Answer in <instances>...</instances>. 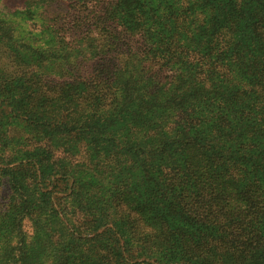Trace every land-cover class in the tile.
<instances>
[{"label": "trees", "instance_id": "16d2710c", "mask_svg": "<svg viewBox=\"0 0 264 264\" xmlns=\"http://www.w3.org/2000/svg\"><path fill=\"white\" fill-rule=\"evenodd\" d=\"M155 1L167 6L157 18L158 29H150L148 10H131L128 26L114 0H36L57 42L68 53L87 47L90 59L77 58L75 79L68 72L56 80L45 77L40 85L49 92L31 94L19 107L32 127L47 129L59 121L67 139L96 148L106 142L111 153L141 163L158 194L149 199L122 194L119 205L128 208L127 202L136 211L148 231L147 246L133 249L119 219L80 220L76 181L59 161L42 168L31 151L0 157V178L20 192L25 181L18 184L19 178L41 186V179L51 175L46 182L50 210L59 215L71 244H78L63 264H80L81 254L94 251L86 246L93 248L88 244L96 237H104L108 251L91 255L94 264H264V10L239 14L237 5L225 10L224 0ZM253 1L258 7L263 2ZM187 21L190 26L203 23L198 37L206 43L220 34L240 41L221 38L214 47L210 42L194 48L180 28ZM8 74L10 85L25 79L18 69ZM160 98L167 99L161 104ZM248 101L256 106H247ZM96 104L104 114H83ZM111 106L115 112H109ZM135 108L147 122L142 130L157 127L151 144L118 140L115 124ZM169 116L173 122L164 126ZM23 160L30 167L25 174L14 167ZM4 183L0 179V188ZM67 192L61 201L53 200L52 194ZM169 214L184 218L189 229L173 230ZM13 235L21 238L19 225ZM171 237L179 241L171 244ZM25 250L23 238L14 245L11 239L1 242L0 264H26Z\"/></svg>", "mask_w": 264, "mask_h": 264}, {"label": "rangeland", "instance_id": "374dc122", "mask_svg": "<svg viewBox=\"0 0 264 264\" xmlns=\"http://www.w3.org/2000/svg\"><path fill=\"white\" fill-rule=\"evenodd\" d=\"M116 2L118 3L117 10L128 26H132L133 23L134 12L132 13L131 10L151 12L150 17L153 20L149 21L150 29H158L159 25L162 26L157 18L163 15L162 10L167 8L163 3L157 6L155 0H144L143 2L114 0L115 4ZM179 3L181 5L182 0ZM258 3L253 0L234 2L224 0V9L229 10L237 5L239 14H245L247 10H250V14H252L253 10H264V0L259 7ZM142 4L147 5L142 6ZM42 10L36 5V0H0V157L12 155L17 157L31 151L32 155L41 161L42 168L53 161H59V164H62L63 168L67 169L76 181L78 207L83 212L82 216L79 215L80 220L119 219L121 224L119 229L124 235L123 238L129 236L133 243L132 248L143 250L148 243L147 228L140 221L138 222V215L131 209L130 204L126 202L128 208L125 207V209L119 205L122 194L130 196L133 193V196L136 195L139 199L142 197L155 198V194H158V192L155 193V187L141 167V163L125 153H111L106 142H101L96 148L89 142L83 143L76 139H67L59 132L61 130L59 121L56 124L52 123L47 129L32 127L28 121H24L25 115L19 111V107L32 98L31 94L36 95L38 91L49 92L45 86L40 85L42 84L41 80L45 82L46 80H56L58 76H63L66 72L70 74L68 77L75 79L78 77L77 70H74L77 58L90 59L88 51L91 50L87 47L81 46V51L68 53V50L57 42L56 35L52 33V30L47 29V23L40 17ZM234 21L236 25L237 19ZM199 26L204 25L199 22L190 26L187 21L186 24L180 26L186 34L187 40L192 38V41L187 44L194 48L204 49L210 45V42L214 47L221 38L229 43L240 41L238 36L232 39L229 35L220 34L215 40L206 43L202 41V37H198ZM134 66V69L137 70V63L134 62ZM15 69L23 73L25 79L10 85L8 80L11 79V74L7 75V73L13 72ZM199 77L194 76V80H199ZM5 80L7 84L4 83ZM187 82L190 83V80ZM242 87L249 88L248 85ZM50 98L55 100L56 95H51ZM160 99L162 104L167 98ZM246 104L247 106H256L255 101H248ZM83 107L85 108V106ZM112 107L109 108V112H115ZM70 108L76 111L72 105ZM134 111L137 109L131 110L130 117L124 115L123 122L115 124L118 140L122 141L129 137L126 139H130L134 146L144 141L151 144L155 138L153 136L158 131L157 127L153 126L151 129L144 128L142 130L141 126L146 125L147 122L140 119L138 111L136 114L133 113ZM91 113L102 115L104 111L96 104L95 107L92 106V109L85 108L83 114L90 115ZM150 122L153 123L151 119ZM171 122L173 119L172 116H169L163 124L167 126L166 124ZM133 125L135 128H132ZM160 128L162 129V126ZM84 149L85 151L81 152ZM26 157L27 155L22 156V158ZM14 167L23 170L22 174H25L27 168H30L25 165L24 160L22 165L16 162ZM63 171L61 170V172ZM45 177V179H41L43 183L41 186H38L35 180L19 178L18 184L25 181L20 192H16L14 188L10 190L4 177L0 178L1 183L5 182L0 188V243L11 239V244L14 245L23 238L26 243V264H63L65 256L70 253L73 245L78 246L74 242L73 245L71 244L72 239L64 231L59 215L50 210L49 203L51 202L46 198L49 196L51 187L46 182L51 178V175ZM68 194L69 192L54 193L52 194L53 200L61 201V198ZM25 207H28L29 210L27 215H24ZM167 219L170 220V226L175 231L177 228L180 230L189 229L182 217H174L169 214ZM16 225L21 227V238L13 235ZM92 235L87 234L85 238H90ZM171 238V244L178 240L177 237ZM103 239L104 237H96L88 244L93 245V248L86 246L94 251L81 254L80 264H94L90 256L94 255L96 251L99 254L107 253L108 243Z\"/></svg>", "mask_w": 264, "mask_h": 264}]
</instances>
